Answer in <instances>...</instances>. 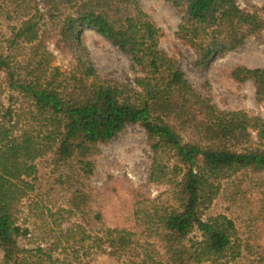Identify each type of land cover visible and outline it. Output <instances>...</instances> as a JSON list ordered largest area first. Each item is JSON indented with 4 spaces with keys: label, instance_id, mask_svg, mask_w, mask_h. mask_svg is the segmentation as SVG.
<instances>
[{
    "label": "trees",
    "instance_id": "obj_1",
    "mask_svg": "<svg viewBox=\"0 0 264 264\" xmlns=\"http://www.w3.org/2000/svg\"><path fill=\"white\" fill-rule=\"evenodd\" d=\"M171 2L198 68L264 31V18L237 0ZM0 14L13 24L0 43V264H70L56 257L60 246L34 240L26 212L42 219L65 204L102 224L90 189L95 160L130 125L145 130L149 180L170 199L129 194L125 229L93 236L79 227L81 243L108 245L130 264H263L264 119L219 109L198 91L160 48L163 33L139 0H0ZM86 28L130 58L135 88L104 80L85 60ZM231 76L251 81L264 103V69L238 66Z\"/></svg>",
    "mask_w": 264,
    "mask_h": 264
},
{
    "label": "rangeland",
    "instance_id": "obj_2",
    "mask_svg": "<svg viewBox=\"0 0 264 264\" xmlns=\"http://www.w3.org/2000/svg\"><path fill=\"white\" fill-rule=\"evenodd\" d=\"M139 2L163 33L160 48L178 61L186 77L198 91L209 96L219 109L242 110L250 116L264 119V103L256 101L253 83L251 81L240 83L231 76V71L238 66L264 69V31L257 36L249 37L235 50L219 54L209 67L198 68L195 66L197 54L194 48L177 37L182 14L173 7L171 0ZM237 4L241 9L258 12L264 18V0H237ZM11 25L12 22L0 14V43L8 37ZM82 45L85 49L82 53L85 60L88 59L93 64L104 80L135 88L137 73L130 58L97 30L84 29ZM49 49L54 52L57 65L63 69L69 68V57L55 50L53 43L49 44ZM151 163L152 152L145 130L140 125L128 126L111 142L100 145V154L95 160V173L91 177L90 189L93 194L95 192L100 194L95 209L104 214L103 223L91 227L85 218L71 210L69 206L50 205L51 212L46 211L42 219H32L26 212L29 218L28 227L34 234V240L44 247L60 246L56 257L70 264H130L129 256H113L107 244L102 250H98L92 241L81 243L82 237L80 238L78 230L81 227L95 236L96 232L108 229H125V223L132 220L131 214L122 210L123 202L129 194L143 195L152 200L160 199L163 200L162 203L168 201L170 198L167 187L149 180ZM68 230L74 231L73 238L67 235L62 242H58V237L66 234ZM262 238L264 239V236ZM239 262L249 264L243 259Z\"/></svg>",
    "mask_w": 264,
    "mask_h": 264
}]
</instances>
